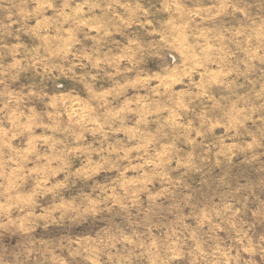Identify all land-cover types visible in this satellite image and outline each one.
Segmentation results:
<instances>
[{
	"label": "rangeland",
	"instance_id": "rangeland-1",
	"mask_svg": "<svg viewBox=\"0 0 264 264\" xmlns=\"http://www.w3.org/2000/svg\"><path fill=\"white\" fill-rule=\"evenodd\" d=\"M0 264H264V0H0Z\"/></svg>",
	"mask_w": 264,
	"mask_h": 264
}]
</instances>
